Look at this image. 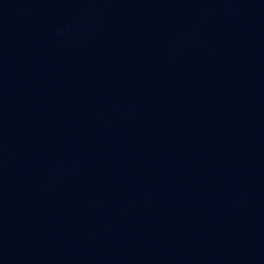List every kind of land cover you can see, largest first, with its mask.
<instances>
[{"label": "water", "instance_id": "obj_1", "mask_svg": "<svg viewBox=\"0 0 264 264\" xmlns=\"http://www.w3.org/2000/svg\"><path fill=\"white\" fill-rule=\"evenodd\" d=\"M0 264H264V0H0Z\"/></svg>", "mask_w": 264, "mask_h": 264}]
</instances>
